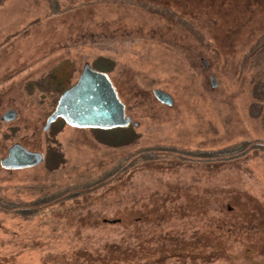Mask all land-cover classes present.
<instances>
[{"label": "rangeland", "instance_id": "374dc122", "mask_svg": "<svg viewBox=\"0 0 264 264\" xmlns=\"http://www.w3.org/2000/svg\"><path fill=\"white\" fill-rule=\"evenodd\" d=\"M85 63L138 127L41 130ZM15 143L44 161L0 167V264H264V0H0Z\"/></svg>", "mask_w": 264, "mask_h": 264}, {"label": "water", "instance_id": "95a60500", "mask_svg": "<svg viewBox=\"0 0 264 264\" xmlns=\"http://www.w3.org/2000/svg\"><path fill=\"white\" fill-rule=\"evenodd\" d=\"M209 80L211 87L217 85L213 76ZM151 93L159 103L169 107L173 105V98L168 93L159 89H153ZM16 118L17 113L10 109L2 115L1 121L11 122ZM59 119L66 125L80 129L107 131L130 125L138 127V123L125 114V106L108 76L94 70L88 63L83 65L77 81L61 92L41 130L47 132ZM43 161L41 152L28 150L15 143L8 148L6 156L0 159V167L4 170H21L38 166Z\"/></svg>", "mask_w": 264, "mask_h": 264}, {"label": "trees", "instance_id": "16d2710c", "mask_svg": "<svg viewBox=\"0 0 264 264\" xmlns=\"http://www.w3.org/2000/svg\"><path fill=\"white\" fill-rule=\"evenodd\" d=\"M102 70V69H101ZM102 72H107V70H102ZM58 122H61V123H64L61 119L57 120L54 124L51 125L50 130H52L54 127H55V124H57ZM128 128V127H127ZM126 129V128H124ZM92 130H98V129H92ZM104 131V130H102ZM132 139V138H131ZM130 139V140H131ZM101 142H105V143H108V141H104V140H100ZM123 143H127V141L123 142V141H120L118 143H113V145L115 146H118V145H122ZM56 153V152H55ZM56 157H58L56 154H54V150L50 149L47 153V156H46V163L47 165L49 166L50 163L52 162L53 164H56Z\"/></svg>", "mask_w": 264, "mask_h": 264}]
</instances>
